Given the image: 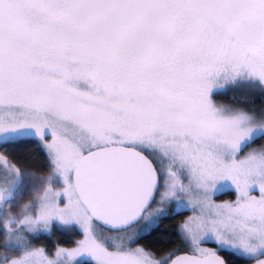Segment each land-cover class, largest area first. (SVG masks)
I'll return each mask as SVG.
<instances>
[{"label": "snow or ice", "instance_id": "6c2138e0", "mask_svg": "<svg viewBox=\"0 0 264 264\" xmlns=\"http://www.w3.org/2000/svg\"><path fill=\"white\" fill-rule=\"evenodd\" d=\"M238 78L264 0H0V264H264V116L210 99Z\"/></svg>", "mask_w": 264, "mask_h": 264}, {"label": "rangeland", "instance_id": "374dc122", "mask_svg": "<svg viewBox=\"0 0 264 264\" xmlns=\"http://www.w3.org/2000/svg\"><path fill=\"white\" fill-rule=\"evenodd\" d=\"M261 89H264V87H261L258 81H253L251 79H246V78H238L234 82H227V83H224L223 86L221 87L212 89L210 93V99L212 100L214 106H216L223 113L247 111V112L255 113L258 117H261V116H264L263 109H260V108L256 109L252 107L248 101L245 103H240L238 101H233L230 98V97H233V95H237L239 93L259 92ZM216 94H223L227 96L229 95L228 96L229 100L222 99L221 98L222 95H220V98L214 97V95ZM18 158L21 159L28 166L38 165L36 164L38 162H32L31 164H29V159L26 158V147H25V152L21 153V155ZM44 183H45V180L41 177H33V176H27V175L24 176L21 179L19 190L16 193H14L15 207L13 208V212L18 214L20 210V205L30 200L34 202L36 195L39 194ZM52 183L55 187L61 186V182L59 178L57 177L53 178ZM0 219H2V217H0ZM54 229H57L59 231L60 230L61 231L62 230L63 231H75V232L80 233L82 236L80 229L74 224L70 226H64L58 223H53L51 227V232ZM32 238H34V236L30 237V239ZM83 262L94 264V261H92L91 258L89 257H81L75 262V264H80Z\"/></svg>", "mask_w": 264, "mask_h": 264}, {"label": "trees", "instance_id": "16d2710c", "mask_svg": "<svg viewBox=\"0 0 264 264\" xmlns=\"http://www.w3.org/2000/svg\"><path fill=\"white\" fill-rule=\"evenodd\" d=\"M220 95L222 99L224 100H229V95H223V94H216L214 95V97L220 98ZM231 100L233 101H238L240 103H245V102H249L250 105L256 109L260 108L264 110V89H261L259 92H252V93H239L237 95H233V97H230ZM26 147V146H24ZM19 159V158H18ZM21 160V159H20ZM38 165H33L31 167H43L46 168V165L41 166L39 163H36ZM30 166V165H29ZM52 237H58V243L60 244H64L67 246H71L76 240H78L79 238H81V234L75 231H59L57 229H54L51 232V235H46V234H41L38 236H34V238H32V242L35 244H47L49 246V248H51L52 246ZM80 264H91L88 262H83Z\"/></svg>", "mask_w": 264, "mask_h": 264}]
</instances>
